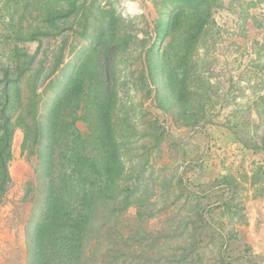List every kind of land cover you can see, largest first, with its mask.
Masks as SVG:
<instances>
[{
  "label": "rangeland",
  "instance_id": "1",
  "mask_svg": "<svg viewBox=\"0 0 264 264\" xmlns=\"http://www.w3.org/2000/svg\"><path fill=\"white\" fill-rule=\"evenodd\" d=\"M178 4V0H0V78L8 69L15 75L13 65L31 63L21 92L28 93L31 84L38 83L46 105L43 114H47L65 89L67 78L89 52L91 40L84 37L85 21L97 29L101 18L109 21L114 16L118 19L115 25H133L130 32L135 38L154 42L156 25L162 19L167 22L168 13ZM214 6V24L207 25L195 58L211 77L216 105L200 125H176L171 116L157 109L156 96L149 99L136 89L132 76L142 66L134 51L138 42L130 46L133 53L116 57V77L112 79L124 104L121 118L128 112L136 128L127 135V144L121 145L123 163L132 180L137 174L134 167L143 172L142 193L154 203V216H149V208L148 217L140 219L134 202L119 217L118 226L122 235L134 239L139 234L173 230L172 235L141 246L142 251L160 253L158 264L169 263L165 257L170 254L181 255L194 239V230L183 232L179 227L187 224L191 228L193 222L201 226V221L208 226L207 232L197 231L204 233L199 250L205 253L204 264H264V190H260L263 195L255 196L244 177L264 166V150L258 148L264 144V120L257 112L264 107V99L258 96L264 95V0H216ZM161 11L168 16L162 17ZM167 42L163 36L159 50ZM61 50L64 62L55 70ZM53 70V84L48 87L50 81L45 79ZM110 73L114 75V71ZM78 116L82 120L75 132L88 137V122L95 116L87 118L83 112ZM149 121L159 129L149 127ZM145 131L155 133L146 136ZM60 146H55L61 154L56 158L59 169L68 166L61 157L70 154L67 140L62 139ZM85 150L100 157L99 145L88 144ZM9 170L12 183L0 206V264H27L28 244L47 205L44 186L49 179L44 177L47 169L42 166L37 143L32 138L26 142L20 127L12 139ZM230 175L248 188L242 195L243 218L221 205L230 198L228 194L209 188ZM197 204L202 210L199 213ZM210 204L214 207L206 208ZM111 245L100 240L98 251L105 252Z\"/></svg>",
  "mask_w": 264,
  "mask_h": 264
},
{
  "label": "trees",
  "instance_id": "2",
  "mask_svg": "<svg viewBox=\"0 0 264 264\" xmlns=\"http://www.w3.org/2000/svg\"><path fill=\"white\" fill-rule=\"evenodd\" d=\"M178 2L173 13H168V21L162 19L156 25L154 42H151L154 39L146 37L135 38L130 32L133 25H115L118 19L114 16L109 21L101 18L102 25L97 29L90 25V21L88 24L85 21L84 37L91 40L89 52L67 78L65 89L56 96L47 114H43L46 105L38 83L33 82L28 93L21 92V83L25 82L27 66L31 63L13 65L16 66L15 75L8 69L0 78V206L12 183L9 164L15 129H23L26 142L32 138L37 143L42 166L47 169L44 177L49 179L44 186L47 205L28 244L30 255L27 264H158L160 253L142 251L141 246L144 242L152 244L163 236L168 237L166 235H172L173 230L139 234L134 239L132 235H122L118 226L119 217L134 202L140 219L148 217L147 211H152L154 203L142 193L143 172L134 167L137 174L132 180V175H129L132 173L123 163L121 145L127 144V135L136 128L129 120L128 112L121 118L120 110L124 104L115 91L116 80L112 78L116 77V57L133 53L130 46L138 42L134 51L142 66L140 72L132 76L136 89L146 93L149 99L156 96L157 109L171 116L176 125L193 128L206 120L216 105V97L212 92L210 75L204 73L202 63L195 57L207 25L214 24L216 0ZM161 12L162 17L168 16L165 11ZM163 36L168 42L159 50ZM63 62L61 50L55 61V70ZM53 73L54 70L45 79L50 81L48 87L53 84ZM258 96L264 99V95ZM257 110L260 119L264 120V107L262 111ZM80 112L87 118L95 116L88 122V137L75 132L77 123L82 120L78 116ZM148 125L159 129L157 123L149 121ZM143 133L147 136L155 132ZM62 139L68 141L70 154L61 157L68 166L59 169L56 158L61 154L56 148L61 147ZM88 144L99 145L100 157L85 150ZM258 148L264 150V144ZM128 152L132 155L133 151ZM244 177L251 190L256 191L255 196L263 195L260 190H264V166H258L251 173L246 172ZM209 188L212 192L223 190L228 194L230 198L221 205L243 218L245 205L242 195L248 188L238 177L224 176ZM197 207L196 212H201L198 204ZM213 207V204L206 205V208ZM149 216H154L153 211ZM194 223L193 226L190 223L191 228L187 224L179 227L183 232L185 229L194 230L196 235L188 247L182 249L181 255L166 256L169 263L164 264H204L205 253L199 251L205 239L202 237L204 233L197 231L207 232L208 226L205 221H201V226ZM220 230V235L227 241L225 232ZM100 240L115 246L111 245L105 252L104 249L98 251Z\"/></svg>",
  "mask_w": 264,
  "mask_h": 264
}]
</instances>
